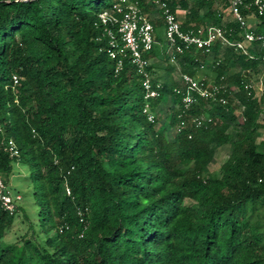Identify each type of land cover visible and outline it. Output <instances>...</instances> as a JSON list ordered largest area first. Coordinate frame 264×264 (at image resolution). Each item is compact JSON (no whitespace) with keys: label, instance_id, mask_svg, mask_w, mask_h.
Here are the masks:
<instances>
[{"label":"trees","instance_id":"16d2710c","mask_svg":"<svg viewBox=\"0 0 264 264\" xmlns=\"http://www.w3.org/2000/svg\"><path fill=\"white\" fill-rule=\"evenodd\" d=\"M116 1L0 0V172L7 186L17 168H28L21 180L37 205L31 214L18 200L12 212L0 202V264H264V143L255 142L264 125L248 83L261 70L259 56L219 41L209 49L180 44L177 67L198 79L213 75L226 102L199 98L185 109L174 78L151 77L158 95L145 97L129 58L115 71L97 24ZM134 1L159 42L157 9ZM165 1L176 16L184 11L182 30L214 25L242 39L243 29L224 16L226 0ZM247 3L242 13L264 32V13ZM234 66L239 71L229 73ZM155 69L150 64V76ZM194 116L210 122L195 127ZM181 120L187 127L169 140ZM226 144L219 174L209 172ZM17 220L23 230L8 240Z\"/></svg>","mask_w":264,"mask_h":264},{"label":"built area","instance_id":"2783aa9c","mask_svg":"<svg viewBox=\"0 0 264 264\" xmlns=\"http://www.w3.org/2000/svg\"><path fill=\"white\" fill-rule=\"evenodd\" d=\"M158 11V17L162 19L167 45L169 60L175 61V55L182 52L184 47H195L196 49H209L215 42L219 41L223 46L231 47L234 51H240L248 57L259 56L260 69L264 73V32H257L256 25L251 27L248 23V15L242 13L243 7H247V0H226L227 12L233 21L237 22L243 29L242 39L233 40L224 35L223 30L214 25L205 27L189 28L182 30L177 19L165 0H150ZM258 14L264 13V0H252ZM254 16V15H252ZM258 21H256V24ZM97 24L103 26L108 35L109 56L115 63V71L119 72L123 67L125 58H129L134 65L138 75L141 76V84L145 90V97H156L157 90L153 87L150 72V53L155 44L158 43L154 32L151 18L147 13L140 10L138 3L134 0H117L110 7L97 14ZM179 42V43H178ZM249 45L252 48H249ZM257 52V54H255ZM13 84H18L19 77L12 76ZM179 81L183 84L182 103L185 109L194 105L199 98L219 99L225 103L223 97L217 95L225 88L224 85L207 82L205 79H196L187 73H181ZM159 85H156L158 87ZM149 120L153 115L149 114ZM192 125L201 127L209 123L210 119L204 116L190 118ZM187 127V123L181 120L175 132L178 133ZM190 137V136H188ZM10 156L18 154L15 145L8 143ZM19 196H12L7 188L4 178L0 172V202L2 207L12 212L15 208V201Z\"/></svg>","mask_w":264,"mask_h":264},{"label":"rangeland","instance_id":"374dc122","mask_svg":"<svg viewBox=\"0 0 264 264\" xmlns=\"http://www.w3.org/2000/svg\"><path fill=\"white\" fill-rule=\"evenodd\" d=\"M183 14H184L183 10H178L177 16L179 17L180 20L182 19ZM225 14H226V15H224L225 18L229 19L230 16L228 15V13L226 11H225ZM152 17H154V16H152ZM247 20H248V23L251 27L256 25L257 19L255 16L248 14ZM156 34L159 36V38H158L159 42L157 43L159 47L157 46L156 49L159 48L161 51H159L157 54H153L150 57V64L153 67H159V69H155L154 72L151 74V77L153 79H156L159 83H161L162 81H165V80H170V79L172 80L173 78L179 79L182 72L177 67L176 59H175V61H171V60L168 61V59L165 58L167 56V45H165L166 41H165V33H164V26L163 25H161L160 27H158V29H156ZM212 56H213V54L210 53L209 54L210 61L212 60ZM168 64H170V65L172 64L174 67V69L171 72L166 70ZM207 66H210V65H207ZM207 66L204 65L203 68L209 69V67H207ZM237 71H239V67L234 66L231 69V72H229V73H235ZM193 77L196 79L200 78L201 74H199L198 72H195ZM201 79H205L207 82L214 83L213 75H208V76H205L204 78H201ZM248 83H249L250 87L253 89L255 97L257 99H260V107L262 109V112H261L258 120L262 125H264V93H263V90H264V87H263V85H264V73L262 72V70H260L257 74H253L252 77H250V80L248 81ZM232 88H234V90H236V86L235 87L232 86ZM167 106H168V100L159 104V107L162 109V112L160 114V119H159L158 123L156 124L157 127H159L161 125V123L163 122V120L166 118L165 117V110L167 109ZM241 111H242V108H239L238 110L235 111V114L237 116V121L241 117ZM175 128H176V124H173L171 126L169 132L167 133V138L169 140H171L173 138V136L175 135V132H174ZM229 131H230V129H229ZM255 142L257 145H260V143H264V128H261L259 130V132L257 133ZM229 151H230L229 144L223 145V146L219 147L218 149H216L213 161L208 166V171L212 172L214 174H219L220 166L225 161V159L227 158ZM17 170L18 171H16L15 174L10 177V180L7 183V188L9 189L12 196H14L15 193H16L15 196H19V199L17 201L18 204L23 206L29 213L33 214V213H35V211L37 209V205H36V202H35L33 195L31 194L32 190L30 189V187L28 186L26 181L21 180L23 174L25 175V173H27V174L29 173L28 168H26V171H24L23 168H21V167L17 168ZM17 230H20V231L23 230V225L19 224L18 220L14 222V224L11 226L10 230L7 232V235H6L7 239L13 240L14 235H15L14 233Z\"/></svg>","mask_w":264,"mask_h":264},{"label":"crops","instance_id":"0c3cea01","mask_svg":"<svg viewBox=\"0 0 264 264\" xmlns=\"http://www.w3.org/2000/svg\"><path fill=\"white\" fill-rule=\"evenodd\" d=\"M249 48H252V46L249 45Z\"/></svg>","mask_w":264,"mask_h":264}]
</instances>
